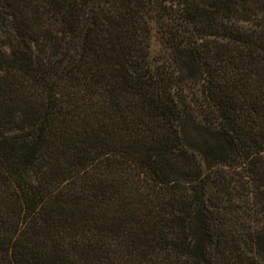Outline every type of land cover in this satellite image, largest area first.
Segmentation results:
<instances>
[{"label": "trees", "instance_id": "1", "mask_svg": "<svg viewBox=\"0 0 264 264\" xmlns=\"http://www.w3.org/2000/svg\"><path fill=\"white\" fill-rule=\"evenodd\" d=\"M0 264H264V0H0Z\"/></svg>", "mask_w": 264, "mask_h": 264}, {"label": "rangeland", "instance_id": "2", "mask_svg": "<svg viewBox=\"0 0 264 264\" xmlns=\"http://www.w3.org/2000/svg\"><path fill=\"white\" fill-rule=\"evenodd\" d=\"M154 37L152 42V61L154 64H159L168 58V51L164 48L161 42L160 35L158 33L159 26L154 25ZM200 118L197 112H192V116L186 125V134L189 144H191L195 150L200 151L205 149L208 143L212 142L211 135L204 129L199 123Z\"/></svg>", "mask_w": 264, "mask_h": 264}]
</instances>
